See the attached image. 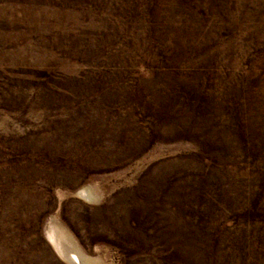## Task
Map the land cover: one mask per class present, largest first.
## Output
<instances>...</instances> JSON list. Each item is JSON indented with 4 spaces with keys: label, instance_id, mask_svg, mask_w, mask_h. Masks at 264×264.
Returning <instances> with one entry per match:
<instances>
[{
    "label": "rangeland",
    "instance_id": "374dc122",
    "mask_svg": "<svg viewBox=\"0 0 264 264\" xmlns=\"http://www.w3.org/2000/svg\"><path fill=\"white\" fill-rule=\"evenodd\" d=\"M183 240L264 264V0H0V264Z\"/></svg>",
    "mask_w": 264,
    "mask_h": 264
},
{
    "label": "trees",
    "instance_id": "16d2710c",
    "mask_svg": "<svg viewBox=\"0 0 264 264\" xmlns=\"http://www.w3.org/2000/svg\"><path fill=\"white\" fill-rule=\"evenodd\" d=\"M189 245V243H185V240H183V245L181 247H177L176 249H174L173 251H168L167 252V256L165 258V260L167 259L166 264H188L187 261H183L180 257H178L177 251L181 252L184 251V248ZM189 249V248H188ZM169 255V256H168Z\"/></svg>",
    "mask_w": 264,
    "mask_h": 264
},
{
    "label": "bare ground",
    "instance_id": "6f19581e",
    "mask_svg": "<svg viewBox=\"0 0 264 264\" xmlns=\"http://www.w3.org/2000/svg\"><path fill=\"white\" fill-rule=\"evenodd\" d=\"M74 259H75L76 261L80 262V260H79L78 257L74 256Z\"/></svg>",
    "mask_w": 264,
    "mask_h": 264
}]
</instances>
